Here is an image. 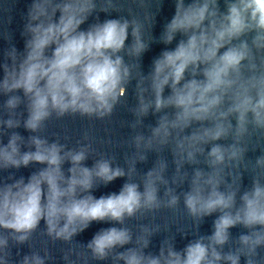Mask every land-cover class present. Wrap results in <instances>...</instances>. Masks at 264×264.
I'll return each instance as SVG.
<instances>
[{
  "label": "clouds",
  "instance_id": "9594fccd",
  "mask_svg": "<svg viewBox=\"0 0 264 264\" xmlns=\"http://www.w3.org/2000/svg\"><path fill=\"white\" fill-rule=\"evenodd\" d=\"M174 4L175 13L159 38L152 35L145 41L143 25L136 18L100 22L97 16L96 23L81 30L94 12L109 13L114 8L111 0L99 7L98 0H32L21 33L24 51L11 45L0 64L4 73L0 95L7 96L3 105L7 118L0 119V129L22 124L33 135L25 139L16 131L2 133L8 141L0 139V171L32 163L46 166L27 181L10 174L0 183V264H13L10 242L27 244L42 220L44 235L70 245L92 222L120 225L99 230L86 245L69 247L64 264H88L89 256L78 250L81 247H86L91 260L111 264H241L242 257L244 264H264L259 252L264 249V154L255 158L253 171H259L243 191L240 171L248 167L247 140L254 136L258 144L264 140V0H224V11L220 0H174ZM129 34L132 42L126 45ZM177 35L182 38L176 47L163 50L149 73L136 82L137 106L131 110L136 119L130 127L143 125L150 112L162 114L156 126H149L150 135L133 137L135 154L126 157L127 170L114 167V157L103 156L89 168L84 162L93 151L91 144L68 149L35 134L44 130L53 114L110 117L126 96L132 68L137 66L129 65L125 55L140 61L151 43L170 45ZM10 39L6 34L5 40ZM22 104L26 119L17 112ZM170 143L175 164L171 184L165 178L164 160L144 173L141 182H133L137 163L147 161L144 150ZM22 146L29 150L22 151ZM198 157H204L208 170L194 167L189 178L182 170L185 164L199 165ZM65 162L71 165L68 175ZM123 177L127 181L118 194L100 198L91 194L101 183ZM185 182L189 190L179 194L171 186ZM181 196L197 233L205 217L219 213L212 233L197 234L182 250H176L173 238L161 242L158 254L146 252L159 226L141 225L134 238L132 229L123 226L126 219L176 209ZM237 226L247 232L235 238L237 246L225 251L233 241L230 229ZM51 259L45 249L44 255L32 251L15 264H47Z\"/></svg>",
  "mask_w": 264,
  "mask_h": 264
},
{
  "label": "water",
  "instance_id": "95a60500",
  "mask_svg": "<svg viewBox=\"0 0 264 264\" xmlns=\"http://www.w3.org/2000/svg\"><path fill=\"white\" fill-rule=\"evenodd\" d=\"M32 0H0V64L4 62V51L10 48L11 45H15L19 52L24 51L25 38L21 35L24 24L26 23V14L28 6L31 4ZM114 5L113 9L109 10V13L105 12H94L88 20L81 25V30H87L89 25L96 23V17L99 16V21L103 22L107 19H119L120 17L133 19H138L143 25V36L145 41H150L153 37L159 38L162 31L164 30V25L168 23L175 13L174 0H144V6H140V0H111ZM190 0H186L189 3ZM106 0H98V7L105 4ZM221 11L225 10L224 0H220ZM59 13H57V17ZM155 16L154 21L152 17ZM145 17H148L146 19ZM154 23V24H153ZM130 32V30H129ZM11 37V39L5 40V35ZM182 37L177 35L176 39L170 45H165L163 43H151L149 49L143 53L140 61L125 55V60L129 65H137L132 68L133 80L127 86L126 96L121 99V102L116 106L113 114L110 117L104 119H97L95 117H82L77 115H65L62 118H57L55 114L45 122V127L42 132L35 133L43 138L49 140V142L57 141L60 144H64L68 149H79L81 145L91 144L93 149L89 154V158L84 162V165L91 168L96 159L101 158H112L114 157V167L119 165L125 170L128 168V163L126 162V157L131 158L135 154V147L132 144V139L135 135L142 133L145 136L150 135V125L156 126L157 119L159 115H153L151 112L147 117L143 119V125L137 126L133 129L130 127L132 123L135 122L136 117L132 113V109L137 106L136 98V82L140 79V76L147 75L151 70L152 62L154 58L158 57L160 53L165 50H172L176 47L177 43ZM132 42V37L129 34L126 45ZM124 55V53H122ZM10 62V61H9ZM3 70L0 68V79H3ZM23 96L22 92L16 93ZM170 94V89L166 88L164 95ZM151 98V93L148 94ZM7 96L0 95V119L7 118V111L4 108V101ZM172 111V110H166ZM17 112H23V118L26 119L27 112L25 106L22 104ZM233 123L235 121L233 120ZM11 131L18 132L21 136L27 139L28 136L33 135L27 131L23 125L17 129L7 130L0 129V139L3 143H7L8 136L2 135L3 132ZM191 129L187 130L190 133ZM87 137V138H85ZM258 138L253 137L247 140V146L249 151L246 153L245 163L248 165L247 170L241 167L240 171L243 172L241 181V191L250 188L252 179L256 175V171H253L255 165V158L264 154V140H260L257 143ZM231 141H218V143H230ZM26 143V142H25ZM174 147L173 143L167 146L154 148L152 150H144V154L147 155L146 162H138L136 165L137 173L132 177L133 182H141L142 176L152 167L158 166L160 160H164L168 164L167 171L165 172V178L169 180L171 184L172 177L175 175V164L173 163L172 149ZM210 145L206 146V151L210 150ZM22 151L29 150L27 147L22 146ZM34 151V148L32 149ZM201 161L199 165H188L185 164L182 171H187L189 173V178L194 167H201L204 170H208L207 166L203 163L204 157H198ZM46 165H41L38 163H32L28 167H21L20 169L10 168L7 170L0 171V183H3L4 179L10 174L14 175L16 179L21 176L27 181L28 177L42 167ZM70 163L65 162L63 165V170L66 175H68V168ZM127 181V177L117 178L113 182L104 185L100 184L98 187L94 188L91 192L96 198L101 196H106L110 193H119L123 184ZM11 183L12 181H8ZM264 182V180H262ZM176 188V192L182 193L189 190V185L185 182L182 186L171 185ZM141 190L142 186H141ZM164 188L161 186L159 195L163 196ZM219 213L213 214L212 216L205 217L203 223L199 227V233H197L196 224L193 219L187 214L186 209L183 205V197L181 196V202L176 209L161 208L154 213H145L143 216L139 214L137 217L126 219L124 227L131 228L135 235L140 234L141 225H146L150 228L159 226L160 231L151 238V243L146 252H152L153 254H158L161 242L163 240L172 241L175 238L174 244L176 250H182L191 240L199 235H210L213 230V221ZM120 227L119 224L114 222H92L91 225L85 229L82 233L74 237L72 244H67L63 241H52L49 237L44 235L45 223L42 220L39 225V229L32 234L30 241L24 245H13L10 242L12 250V261L15 264L23 255L29 254L32 251L39 252L44 255V250L47 249L51 260L47 261V264H64L62 259L64 251L69 247L80 243L87 244L93 236L101 229H106L109 227ZM233 237V241L229 246L225 247L227 251L228 247H235V238L238 237L242 232L246 233L247 229L240 226L230 229ZM0 233L3 230L0 229ZM187 234V236L182 235ZM6 234V233H4ZM135 246L128 245L126 247ZM79 251L85 252L89 256L88 264H111V261H94L90 259V253L86 247H81ZM123 251V249H120ZM260 255L264 256V249L259 250ZM19 253V255H17ZM76 259L75 256L72 257ZM78 264H83L82 261ZM241 264H244V258H241Z\"/></svg>",
  "mask_w": 264,
  "mask_h": 264
}]
</instances>
